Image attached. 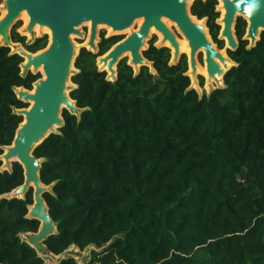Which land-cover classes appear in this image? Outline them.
<instances>
[{
    "label": "trees",
    "instance_id": "trees-1",
    "mask_svg": "<svg viewBox=\"0 0 264 264\" xmlns=\"http://www.w3.org/2000/svg\"><path fill=\"white\" fill-rule=\"evenodd\" d=\"M2 0H0V4ZM217 0H194L190 14L205 19L213 42L220 26ZM10 39L35 53L47 36ZM237 17L238 45L222 86L199 95L190 87L184 56L149 41L138 72L122 58L107 79L96 59L122 39L100 34L97 52L81 47L69 96L78 112L62 110L63 125L32 154L41 160L42 195L56 231L44 244L54 255L94 246L85 264H264V32L249 47ZM23 58L0 44V155L12 143L39 72L21 73ZM203 84L200 77V85ZM2 161L0 160V167ZM13 161L0 169V264H77L71 256L47 263L22 240L39 221L27 215L32 189Z\"/></svg>",
    "mask_w": 264,
    "mask_h": 264
},
{
    "label": "water",
    "instance_id": "water-1",
    "mask_svg": "<svg viewBox=\"0 0 264 264\" xmlns=\"http://www.w3.org/2000/svg\"><path fill=\"white\" fill-rule=\"evenodd\" d=\"M220 2L224 13L222 19L216 22L219 26V21L222 22L218 39L226 44L225 55H222L217 47L214 48L213 41L208 36L205 19L201 24L198 22L201 19L190 14L187 0H3L5 14L0 17V44L8 47L12 45L14 52L23 58L20 64L22 74L29 70L38 71L39 68L43 73V77L33 83L32 90L15 88L16 96L30 104L26 108L15 109L23 119L16 129L12 143L5 146L0 155V160L4 161L6 167L11 166L13 161L18 162L23 168L24 176L23 183L5 196L23 198L29 188L32 189V205L29 206L27 215L38 220L39 227L36 232L26 233L22 240L43 260L54 255L48 251L44 241L56 231V225L50 219L42 197L49 187L40 181L41 160L34 157L32 152L49 134L56 132L63 125V109L78 112L75 101L70 98L66 89L79 49L86 47L91 52H97L98 42L95 41L98 25L110 27L112 33L106 35L109 36L126 30L134 20L142 18L137 30L130 31L106 53L97 57V64H102L100 70L107 72L110 80L115 78L117 64L126 57V52L130 53L127 64L132 68L148 66L149 63L152 66V63L142 56V50L145 48L141 50L151 27L161 33L162 40L158 47L171 49L170 63L175 64L179 61L181 53L174 33L162 21L164 17L176 25L188 42L186 74L189 78L195 80L196 53L203 49L207 79L215 80L217 75L223 79V75L233 64L224 70L219 63L224 66L227 60L232 61L227 55V50H233L238 45L234 33L237 17H242L247 23L243 38L248 40V46L255 45L260 34L264 32V0ZM216 10L219 12V8ZM22 12L27 16L24 33L32 35V29L36 25L49 30V39L44 49L31 53L21 44L11 41L10 30L20 19ZM84 22H89L88 39L76 52L71 35H80L78 26ZM37 37L39 36L33 37L32 41ZM165 41H168L170 46L164 45ZM65 256L61 255L54 261H45L57 263Z\"/></svg>",
    "mask_w": 264,
    "mask_h": 264
},
{
    "label": "rangeland",
    "instance_id": "rangeland-1",
    "mask_svg": "<svg viewBox=\"0 0 264 264\" xmlns=\"http://www.w3.org/2000/svg\"><path fill=\"white\" fill-rule=\"evenodd\" d=\"M217 3H218V1H217ZM1 4H3V0H2V3ZM190 5H191V3L189 2L188 3V8L190 7ZM139 19H141L142 20V18H139ZM136 21H137V19L136 20H134L133 21V23L130 25V27L129 28H127V30H129V31H135V30H137L138 29V27L140 26V24L139 23H136ZM201 21L204 23V19H201ZM17 23H20L19 25V27L16 29L17 30V32H19V34H21V35H24L23 33H24V31H23V23H24V21H23V19L22 18H20L19 20H17L14 24H13V26L15 25V24H17ZM173 30L172 31H174V33H175V35H176V37L177 38H179V39H184V37L181 35V33L178 31V29L177 28H175V27H173L172 28ZM78 30L80 31V35H71V40H72V42L75 44V46H76V52H77V50H78V48H79V46L80 45H82V44H85V42L87 41V39H88V33H89V22H84V23H82L81 25H79L78 26ZM125 31V30H124ZM129 31H127V32H124L123 33V31L122 32H120V33H117L118 35H120V36H122V37H125L126 35H128L130 32ZM105 33V35H108V34H110L111 32L110 31H108V29H107V27L106 26H104V25H101V26H97L96 27V41L95 42H98L99 40H100V34L101 33ZM41 35H46L47 36V41H48V39H49V30L47 29V30H38V32H37V34H36V36H41ZM25 36V38H26V41H28L29 39H33V37H30V38H28L26 35H24ZM208 36L210 37V35L208 34ZM218 37H219V35H218ZM211 38V37H210ZM151 40H154V45L155 46H157L158 47V39H157V35H156V33H153V32H150L149 34H148V37H147V39H146V41H145V44H144V46L141 48V50L143 49V48H147V46H148V43H149V41H151ZM213 41V40H212ZM223 41V40H222ZM214 44L217 46V48H218V44L217 43H215L214 42ZM223 45H224V41H223V43H222V47H223ZM221 47V48H222ZM221 48H219V49H221ZM144 50V49H143ZM10 51L11 52H14L15 50H14V48H13V46L11 45L10 46ZM172 50L170 49V52H171ZM181 54L179 55V58H181L182 56H184V59H185V62H186V64H187V56H188V53L187 52H184V51H181L180 52ZM125 58H127V57H125ZM196 59H197V62H198V64L199 65H203L204 63H203V59H202V55H201V53L200 52H198V53H196ZM128 61V60H127ZM169 62H171V57H170V61ZM233 64V62L232 61H230V60H227L226 61V64L224 65V70L225 69H227L229 66H230V64ZM96 64H97V61H96ZM97 67H98V69H100V67H99V65L97 64ZM148 68H149V71L150 72H152L153 74H155L156 72H155V70L152 68V66H151V64L149 63L148 64V66H147ZM139 66H137V67H133V70H134V72L136 73V72H138V70H139ZM187 69H188V67H187ZM30 71H32V72H39L40 73V78H42L43 77V73H42V71H41V68H39L38 69V71H36V70H30ZM188 71V70H187ZM76 72V70H75V68H73L72 67V70H71V73H70V76H69V78H68V81H67V89H66V92L68 93V92H70V90L74 87V85L72 84V82H71V76L74 74ZM22 73V72H21ZM72 74V75H71ZM106 74H107V76H106V78L107 79H110L109 77H108V73L106 72ZM195 80H192V79H190V85H191V87L192 88H194L196 91H197V93L199 94V95H202L203 93H205V94H207V93H209V91L212 89V88H215V87H218V86H222V84H223V82H222V78L220 77V80H218V79H215V80H211V79H207V77L206 76H203V74H201V73H199V72H196L195 73ZM200 77L202 78V81H203V84H201L200 85ZM112 80V79H111ZM208 84V85H207ZM205 85H207V88H205ZM32 89H33V86H32ZM31 89V90H32ZM27 104L29 105L30 103L29 102H27ZM28 107V106H27ZM57 131V130H56ZM1 161H2V165H1V167H0V169L2 170V169H8V170H10V165H8L7 167L4 165V161L1 159ZM26 235L27 234H21V238H25L26 237ZM96 248L94 247V246H88V247H86L85 249H83V250H79L77 247H75V246H70L64 253H62L61 255H66V256H71V257H73L75 260H76V262H77V264H85L86 262H88L89 260H90V257H91V252H92V250H95ZM61 255H53V256H51L50 258H44L45 260H47V261H54V260H56L59 256H61Z\"/></svg>",
    "mask_w": 264,
    "mask_h": 264
},
{
    "label": "bare ground",
    "instance_id": "bare-ground-1",
    "mask_svg": "<svg viewBox=\"0 0 264 264\" xmlns=\"http://www.w3.org/2000/svg\"><path fill=\"white\" fill-rule=\"evenodd\" d=\"M192 0H187V2L189 3V2H191ZM216 8H219V18L217 19V20H221L222 19V16H223V13H224V10L222 9V3L220 2V0H218V5H217V7ZM5 14V8H4V6H3V4H0V17H2L3 15ZM20 18H22L23 19V21H24V23H23V31H24V27L26 26V24H27V16L25 15V13L24 12H22L21 13V15H20ZM162 21H163V23L167 26V28L170 30V31H172L171 29H170V26H172V27H175V28H177L176 27V25L173 23V22H171V21H169V20H167L166 18H162ZM141 22H142V20L141 19H137V21H136V23H139V24H141ZM199 23H201V24H203V22L200 20V21H198ZM219 23H220V26L222 25V22H220L219 21ZM169 25V26H168ZM99 26H101V25H99ZM107 27V29H108V31H110L111 33H112V31H111V28L110 27H108V26H106ZM38 30H47V28L46 27H40V26H38V25H36V26H34L33 27V29H32V35H29V34H27V33H23L24 35H26L28 38H30V37H35L36 36V34H37V32H38ZM204 30H205V26H204ZM127 31H129V30H125V31H123V33L124 32H127ZM130 32V31H129ZM150 32H154V33H156L158 36H159V40H158V43H160L161 42V40H162V35H161V33L159 32V31H157L155 28H153V27H151L150 28V30H149V33ZM173 33H174V31H172ZM174 35H175V33H174ZM175 37H176V35H175ZM32 39H29L28 41H31ZM176 41H177V43H178V46H179V53L181 52V51H184V52H189V48H188V42H187V40L184 38V39H182V40H179V39H177L176 38ZM86 43V42H85ZM164 45H167V46H170L169 45V43H168V41H165L164 42ZM213 46H214V48L215 47H217L215 44H214V42H213ZM225 48H226V44H225V42H224V46H223V48H221V49H219L218 51L222 54V55H225ZM199 52L202 54V59H203V63H204V59H205V52H204V50L203 49H200L199 50ZM126 56H128L129 57V59H128V61L130 60V53L129 52H126V54H125ZM218 63H219V61L217 60V59H215ZM219 65L223 68L224 66L222 65V64H220L219 63ZM231 65V64H230ZM99 67L101 68L102 67V64H99ZM103 68H106V67H103ZM224 69V68H223ZM196 72H199V73H201V74H203V76H206L207 77V74H206V68H205V64H203V68L198 64V62H197V60H196V70H195ZM220 75H217L216 76V79H218V80H220ZM208 85V84H207ZM207 85H205V88H207Z\"/></svg>",
    "mask_w": 264,
    "mask_h": 264
},
{
    "label": "flooded vegetation",
    "instance_id": "flooded-vegetation-1",
    "mask_svg": "<svg viewBox=\"0 0 264 264\" xmlns=\"http://www.w3.org/2000/svg\"><path fill=\"white\" fill-rule=\"evenodd\" d=\"M217 5H218V3H217ZM219 18V17H218ZM169 26V25H168ZM173 27L172 26H170V29L171 30H173L172 29ZM154 33V32H153ZM157 35V34H156ZM177 38V37H176ZM157 39L159 40V36L157 35ZM177 39H179V38H177ZM179 40H182V39H179ZM224 46V45H223ZM223 48V47H222ZM202 55V54H201ZM127 57V60L129 59V57L128 56H126ZM197 60V59H196ZM201 66V65H200ZM202 68H203V65L201 66Z\"/></svg>",
    "mask_w": 264,
    "mask_h": 264
}]
</instances>
